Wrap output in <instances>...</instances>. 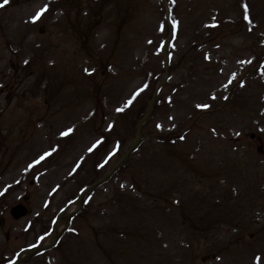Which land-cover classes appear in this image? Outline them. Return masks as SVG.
I'll return each mask as SVG.
<instances>
[{
	"label": "rangeland",
	"instance_id": "1",
	"mask_svg": "<svg viewBox=\"0 0 264 264\" xmlns=\"http://www.w3.org/2000/svg\"><path fill=\"white\" fill-rule=\"evenodd\" d=\"M263 145L264 0L0 7V264H264Z\"/></svg>",
	"mask_w": 264,
	"mask_h": 264
},
{
	"label": "water",
	"instance_id": "2",
	"mask_svg": "<svg viewBox=\"0 0 264 264\" xmlns=\"http://www.w3.org/2000/svg\"><path fill=\"white\" fill-rule=\"evenodd\" d=\"M165 43H166V41L163 43V51H165V49H166V45H165ZM164 53V52H163ZM163 60H164V63H165V66H166V58H165V56H163ZM164 80H165V77H163L162 79H161V81H160V83L161 82H164ZM156 90H157V88L155 89V91H154V93H153V96L150 98V101H149V103H148V107H147V109H146V112H145V114L143 115V117L141 118V120L138 122V124H137V133H136V137H135V141H134V143L123 153V155L121 156V157H119V159L116 161V163H115V165L109 170V171H107L106 172V174L102 177V178H99L98 180H96V181H94V182H92L87 188H85L79 195H78V197H77V203L79 204L80 203V201H81V199H82V197H83V195L86 193V191L87 190H89L90 188H92L93 186H95V185H97V184H99V183H101L102 181H104L111 173H112V171L119 165V163L121 162V160L123 159V156H125L132 148H134L135 147V145H136V143H137V141H138V133H139V128H140V125H141V121L143 120V119H145L146 117H147V115L149 114V111H150V109H151V105H152V102H153V99H154V95H155V93H156ZM252 136V135H251ZM258 150H262L263 152H264V145L261 147V148H258ZM26 211H27V209H26V207L22 204V203H15V204H13L10 208H9V210H8V214L10 215V217L12 218V219H19V218H21V217H23L25 214H26ZM54 239H55V227H53L52 228V236H51V238H50V241L48 242V243H46V244H44V245H42V246H40V247H35V248H33V249H29V250H27L26 252H25V254H27V253H35V252H38V251H40V250H42V249H46V248H49L51 245H52V243L54 242ZM24 251H20L19 253H18V255H23L24 253H23ZM18 258L19 257H16V259L14 260V262L12 263V264H16L17 263V260H18Z\"/></svg>",
	"mask_w": 264,
	"mask_h": 264
},
{
	"label": "snow or ice",
	"instance_id": "3",
	"mask_svg": "<svg viewBox=\"0 0 264 264\" xmlns=\"http://www.w3.org/2000/svg\"><path fill=\"white\" fill-rule=\"evenodd\" d=\"M9 0H3V3L0 4V7H3L4 5L8 4ZM44 10H41V12L37 13L36 17H34V21L38 20L40 18V16L43 14ZM247 18V16H246ZM130 103V102H129ZM198 107H203V108H207L208 105H202V106H198ZM118 111H122V109H118ZM68 133H63V135H67Z\"/></svg>",
	"mask_w": 264,
	"mask_h": 264
},
{
	"label": "bare ground",
	"instance_id": "4",
	"mask_svg": "<svg viewBox=\"0 0 264 264\" xmlns=\"http://www.w3.org/2000/svg\"><path fill=\"white\" fill-rule=\"evenodd\" d=\"M164 47V46H163ZM78 206H79V204L77 203L74 207H73V209H76V208H78ZM21 255V254H20Z\"/></svg>",
	"mask_w": 264,
	"mask_h": 264
}]
</instances>
